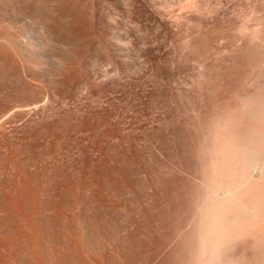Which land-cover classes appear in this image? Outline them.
I'll return each mask as SVG.
<instances>
[{
  "label": "rangeland",
  "instance_id": "rangeland-1",
  "mask_svg": "<svg viewBox=\"0 0 264 264\" xmlns=\"http://www.w3.org/2000/svg\"><path fill=\"white\" fill-rule=\"evenodd\" d=\"M1 1L32 43L0 67V264H187L214 135L264 102V0Z\"/></svg>",
  "mask_w": 264,
  "mask_h": 264
},
{
  "label": "bare ground",
  "instance_id": "bare-ground-1",
  "mask_svg": "<svg viewBox=\"0 0 264 264\" xmlns=\"http://www.w3.org/2000/svg\"><path fill=\"white\" fill-rule=\"evenodd\" d=\"M4 1V0H3ZM1 1V3L3 2ZM45 1V0H44ZM61 1V0H60ZM59 1V2H60ZM66 1V0H65ZM7 2V1H6ZM9 2V1H8ZM13 2V1H12ZM11 2V3H12ZM42 2V1H39ZM16 3V1L14 2ZM31 3V2H30ZM66 3V2H65ZM3 4V3H2ZM7 4V3H6ZM24 4V2H23ZM35 4V3H34ZM43 4V3H42ZM56 4V3H55ZM58 4V3H57ZM14 5V4H13ZM17 5V4H16ZM14 5V6H16ZM65 5V4H64ZM62 5V6H64ZM70 5V4H69ZM73 5V4H72ZM32 6V5H31ZM37 6V5H36ZM1 7V6H0ZM22 7V6H21ZM27 7V6H26ZM69 7V6H68ZM7 8V7H6ZM13 8V7H12ZM19 8V6H18ZM30 8V7H29ZM35 6L32 8L34 9ZM79 8V7H78ZM15 9V8H14ZM23 9V7H22ZM37 9V8H36ZM56 9V8H55ZM5 10V9H4ZM12 10V9H11ZM28 10V8L26 9ZM25 10V11H26ZM31 10V9H30ZM43 10V9H42ZM1 11V10H0ZM16 11V10H15ZM19 11V10H18ZM33 11V10H32ZM32 11H30L32 13ZM35 11V10H34ZM69 11V10H68ZM27 12V11H26ZM25 12V13H26ZM37 12V10H36ZM44 12V11H43ZM58 12V11H57ZM3 13V12H2ZM14 13V12H13ZM12 13V14H13ZM42 13V12H41ZM41 13L38 15L40 16ZM29 14V13H28ZM1 15V13H0ZM35 15V14H32ZM32 15L30 16L32 18ZM47 15V14H46ZM78 15V14H77ZM12 16V15H11ZM19 16V15H18ZM17 16V18H18ZM22 16V14H21ZM20 16V17H21ZM27 16V15H26ZM1 17V21H2ZM23 18V17H22ZM27 18V17H26ZM34 18V17H33ZM32 18V19H33ZM41 19V18H40ZM45 19V18H44ZM7 20V19H6ZM26 20V19H25ZM67 20V19H66ZM11 21V20H10ZM35 21V20H34ZM33 22L35 24L36 21ZM64 21V20H63ZM6 22V21H5ZM14 22V20H13ZM31 22V21H30ZM50 22V21H49ZM62 22V21H61ZM1 23V22H0ZM3 23V22H2ZM16 23V21L14 22ZM45 23V22H44ZM53 23V22H52ZM24 24V23H23ZM10 25V24H8ZM20 25V24H19ZM73 25V24H71ZM76 25V24H75ZM78 25V24H77ZM3 26V25H2ZM0 26V28H2ZM7 26V25H6ZM27 26V25H26ZM29 26V25H28ZM32 26V25H31ZM17 27V26H14ZM25 27V26H24ZM23 27V28H24ZM65 27V26H64ZM7 28V27H5ZM11 27H9L10 30ZM27 28V27H26ZM83 28V27H82ZM4 29V28H3ZM8 29V28H7ZM31 29V28H30ZM17 30V29H16ZM22 30V29H21ZM58 30V29H57ZM67 30V29H66ZM71 30V29H70ZM2 31V30H1ZM11 31V30H10ZM26 31V29H25ZM31 30H29L30 32ZM75 31V30H74ZM77 33L79 30H76ZM4 32V31H3ZM24 32V31H23ZM62 32V31H61ZM71 32V31H70ZM81 32V31H80ZM83 32V31H82ZM26 33V32H25ZM68 33V32H67ZM74 32L72 39L77 38L78 36ZM84 34V33H82ZM26 35V34H25ZM66 35V34H65ZM81 35V34H80ZM58 36V35H57ZM83 36V35H81ZM66 37V36H65ZM70 37V36H69ZM80 37V36H79ZM88 37V36H87ZM23 36L22 33L18 34H7L0 33V67L1 64L15 62V57L12 55L17 54V52H23L26 46L31 42L29 38ZM26 39V40H25ZM70 37V41H72ZM83 40V38H81ZM29 40V41H28ZM68 40L67 38L65 39ZM75 40V39H74ZM79 42V40H77ZM60 42V41H59ZM68 42V41H67ZM66 42V43H67ZM82 42V41H81ZM32 43V42H31ZM30 43V44H31ZM38 43V42H37ZM72 43V42H71ZM27 46L26 50L29 49ZM85 44V43H84ZM70 45V44H69ZM82 47L83 44L80 43ZM39 46V45H38ZM64 46V45H63ZM71 46V45H70ZM75 47V46H74ZM80 47V48H82ZM65 48V47H64ZM85 48V47H84ZM72 49V48H71ZM25 50V51H26ZM31 50V49H30ZM65 50V49H64ZM74 50V49H73ZM77 50V49H76ZM75 50V51H76ZM9 51H12L9 52ZM24 51V52H25ZM61 51V50H60ZM69 51V50H68ZM69 52L74 57H79L80 53ZM85 51V50H84ZM28 52V51H27ZM32 52V51H31ZM26 53V52H25ZM29 53V52H28ZM64 54V53H63ZM65 55L66 52H65ZM63 55V56H65ZM85 55V53H84ZM83 54L81 56H84ZM18 58L24 59V57L17 55ZM68 56V55H67ZM71 56V60L72 57ZM15 60H13V58ZM56 58V57H55ZM58 58V57H57ZM70 58V56H69ZM81 58V57H80ZM83 58V57H82ZM26 59V58H25ZM62 59V58H61ZM68 59V58H67ZM84 59V58H83ZM18 60V59H17ZM18 60V62H19ZM33 60V59H31ZM52 60V59H51ZM70 60V61H71ZM81 60V59H80ZM34 61V60H33ZM38 61V60H37ZM61 61V60H60ZM59 61V62H60ZM63 61V60H62ZM74 61V60H73ZM16 61V63H18ZM46 62V61H45ZM65 62V61H64ZM70 64L69 60L66 61ZM78 62V61H77ZM76 62V63H77ZM28 63V62H27ZM73 63V62H72ZM7 64V65H8ZM33 64V63H32ZM36 64V63H35ZM34 64V65H35ZM51 64V63H50ZM49 64V65H50ZM57 64V63H56ZM75 64V63H74ZM74 64H72L74 66ZM7 65H3L7 66ZM16 66V64L14 63ZM19 65V64H17ZM23 65V63H22ZM31 65V64H30ZM60 65V64H59ZM57 65V66H59ZM24 66V65H23ZM37 66V65H36ZM44 66V63H43ZM78 66V65H77ZM10 67V66H9ZM12 67V66H11ZM14 67V66H13ZM38 67V66H37ZM36 67V68H37ZM64 67V65H63ZM72 67V66H71ZM6 67L5 69H7ZM19 65V70H20ZM33 68V66H32ZM48 68V67H47ZM60 68V67H59ZM73 68V67H72ZM2 68H0L1 70ZM13 69V68H11ZM10 69V71H11ZM16 69V68H15ZM25 69V68H23ZM23 69L21 68L23 72ZM28 69V68H27ZM30 69V68H29ZM35 69V68H34ZM32 69V71L34 70ZM39 69V68H38ZM56 69V68H55ZM58 69V68H57ZM56 69V70H57ZM61 69V68H60ZM59 69V70H60ZM69 70V68H67ZM71 69V68H70ZM76 69V68H75ZM78 69V67H77ZM9 71V68L7 69ZM6 70V71H7ZM26 70V69H25ZM24 70V71H25ZM36 70V69H35ZM34 70V71H35ZM47 70V69H46ZM63 70V69H62ZM61 70V71H62ZM3 71V69H2ZM13 71V70H12ZM68 72L67 70H65ZM63 71V72H65ZM17 72V71H16ZM28 72V71H26ZM51 72V71H50ZM54 72V71H53ZM58 72V71H57ZM65 72V73H66ZM1 73V72H0ZM13 73V72H11ZM10 73V74H11ZM24 73V72H23ZM36 73V72H35ZM34 73V74H35ZM17 74V73H16ZM6 76V73L4 74ZM13 75H11L12 77ZM19 76V75H18ZM33 76V75H32ZM69 76V75H68ZM4 77V76H3ZM24 77V76H23ZM30 77V76H29ZM10 78V77H8ZM19 78V77H18ZM2 79V78H1ZM4 79V78H3ZM11 79V78H10ZM31 79V78H30ZM34 79V78H33ZM41 79V78H40ZM7 80V79H6ZM9 81V79H8ZM32 81V80H31ZM39 82V81H38ZM18 83V82H17ZM264 92V91H263ZM260 93V92H259ZM256 93L254 95H257ZM264 94V93H263ZM262 95V94H261ZM260 96V95H259ZM258 98V96H257ZM263 98V96L261 97ZM260 98V99H261ZM252 100V99H251ZM258 99H253L256 101ZM262 100V99H261ZM247 101V100H246ZM261 101H258V103ZM247 103V102H246ZM262 103H264L262 101ZM260 103L254 108L250 106L249 112H246L248 115L249 121L252 123L247 126H243L244 130L234 131L225 129L222 133L220 129V134L214 135L218 137L217 148L213 153L214 158L210 162L209 168L211 170V181L208 183L207 191L203 196L202 201H200L195 212L196 217V226L193 228L194 237L193 242H190L191 245L187 248L188 258L187 264H235L229 258L230 253L235 247V243L239 240L245 241L246 239L252 237L255 242H258L261 249L260 252V263L264 264V104ZM251 105V103H249ZM248 104V105H249ZM256 104V103H254ZM245 106V105H244ZM245 108V107H243ZM243 115V114H242ZM245 115V114H244ZM240 117V116H238ZM243 118V117H242ZM246 118V117H245ZM237 120V119H236ZM237 124V122L235 121ZM243 123V122H242ZM228 124V123H227ZM225 125V124H224ZM239 125V124H238ZM228 126V125H227ZM236 127V125H235ZM223 128V127H221ZM238 130V128H235ZM222 130V131H221ZM228 130V131H227ZM218 131V129H217ZM239 132L240 134H238ZM242 132V133H241ZM218 133V132H217ZM221 135V136H219ZM24 213V212H23ZM14 215V214H13ZM22 215V214H21ZM194 215V214H193ZM16 216V215H15ZM35 220V219H34ZM194 222V223H195ZM41 227V226H40ZM2 228V227H1ZM31 229V228H29ZM14 230V229H13ZM36 230V229H35ZM25 231V230H24ZM18 234V233H17ZM190 234V235H192ZM32 235V234H31ZM22 236V235H21ZM1 237V236H0ZM38 237V236H37ZM248 237V238H246ZM11 238V237H10ZM22 238V237H21ZM26 238V237H25ZM33 239V238H32ZM251 239V238H250ZM39 240V239H38ZM112 240V239H111ZM189 240V239H188ZM252 240V239H251ZM249 240V241H251ZM11 241V240H10ZM15 241V240H14ZM241 241V243L243 242ZM253 241V240H252ZM251 241V242H252ZM5 242V241H4ZM9 242V241H8ZM20 242V241H19ZM253 243V242H252ZM16 244V241H15ZM23 244V243H22ZM189 244V243H188ZM237 244V243H236ZM239 244V243H238ZM36 245V244H35ZM257 245V244H255ZM1 247V246H0ZM7 247V246H6ZM35 247V246H34ZM33 247V248H34ZM43 247V246H42ZM117 249V248H116ZM22 250V249H21ZM231 250V251H230ZM14 251V250H13ZM20 251V250H19ZM23 251V250H22ZM230 251V252H229ZM234 251V250H233ZM2 252V251H1ZM257 252V253H258ZM6 253V252H5ZM24 253V252H23ZM228 253H230L228 255ZM7 254V253H6ZM30 254V253H29ZM33 254V253H32ZM31 254V255H32ZM36 254V253H35ZM34 254V255H35ZM38 254V253H37ZM10 255V254H9ZM18 255V254H17ZM28 255V254H27ZM6 256V255H5ZM22 256V255H21ZM30 256V255H29ZM43 256V255H42ZM4 257V256H3ZM9 258L4 257L10 260ZM24 257V256H23ZM57 257V256H56ZM111 257V256H110ZM16 258V257H15ZM1 259V258H0ZM13 259V258H12ZM53 259V258H52ZM101 259V258H100ZM233 259V258H232ZM9 260L8 263H9ZM35 260V258H34ZM14 261V260H13ZM23 261V260H22ZM29 261V260H28ZM27 261V262H28ZM31 261V260H30ZM29 261V262H30ZM39 261V259L37 260ZM2 262V261H0ZM41 262V261H40ZM39 262V263H40ZM24 264V263H23ZM111 264V263H110Z\"/></svg>",
  "mask_w": 264,
  "mask_h": 264
}]
</instances>
